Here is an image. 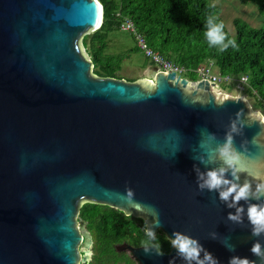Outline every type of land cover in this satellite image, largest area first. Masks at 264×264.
Returning a JSON list of instances; mask_svg holds the SVG:
<instances>
[{"label":"water","instance_id":"obj_1","mask_svg":"<svg viewBox=\"0 0 264 264\" xmlns=\"http://www.w3.org/2000/svg\"><path fill=\"white\" fill-rule=\"evenodd\" d=\"M104 16L99 0H0V264H85L86 202L141 217L144 230L154 209L168 238L185 232L221 264L258 260L250 248L264 236H252L246 216L229 221L235 209L218 193L198 189L193 166H206L193 157L205 155L208 132L222 142L239 120L234 145L248 172L264 174V113L154 64L135 82L97 76L83 38ZM144 247L115 245L138 264H185L173 247L162 255Z\"/></svg>","mask_w":264,"mask_h":264},{"label":"trees","instance_id":"obj_2","mask_svg":"<svg viewBox=\"0 0 264 264\" xmlns=\"http://www.w3.org/2000/svg\"><path fill=\"white\" fill-rule=\"evenodd\" d=\"M99 1L104 7V23L101 28L86 34L83 38V46L95 65L94 71L97 76L125 79L119 73L126 55L110 54L108 48L110 33L122 30V23L130 19L150 47L159 51L164 58L187 68L188 72L184 76L191 81L198 80L197 74L193 71L199 65L210 62L213 64L212 68L215 66L221 75H230L235 80L246 77L247 83L244 88L247 87L250 92L249 97L257 102L256 108L264 110L262 107L264 100V26L252 28L240 20H235V39L238 48L230 47L220 52L216 47H209L204 35L206 16L209 12L219 15L217 7L215 9L208 7L209 0ZM243 1L255 4L258 13L264 16V0ZM225 31L231 38L226 26ZM133 51L141 52L145 56L137 43ZM145 58L154 64L148 57L145 56ZM125 80L135 82L137 78ZM78 217L87 223L94 236L99 260H124L125 257L115 250L114 244L117 242L130 238L135 243L142 244L147 240L145 232L139 226L137 227L136 220L130 219L123 211L111 206L86 202L79 208ZM153 243L158 242L156 240Z\"/></svg>","mask_w":264,"mask_h":264},{"label":"clouds","instance_id":"obj_3","mask_svg":"<svg viewBox=\"0 0 264 264\" xmlns=\"http://www.w3.org/2000/svg\"><path fill=\"white\" fill-rule=\"evenodd\" d=\"M208 7L216 8L214 0ZM204 35L209 47H216L220 52H224L230 47L238 48L235 37L229 38L225 31L224 21L220 20L219 15L215 12H209L206 16ZM241 132L242 125L239 120L230 124L222 142H216V135L208 132L206 140L201 142V147L205 148V155L193 157L201 164H205L206 170L202 172L195 165L193 167L196 171L198 189L218 193L220 201L225 203L228 208L235 209L234 212L228 213L227 219L234 224L242 225L246 216L251 225L252 236L260 237L264 236V174H252L244 166L245 157L234 145V136L240 135ZM212 142H216L214 148L211 146ZM213 164L215 166H208ZM241 173H246L242 182ZM228 174L231 178H228ZM133 196L134 193L129 190L126 198L132 202ZM253 200L257 202H250ZM240 201H244L247 207L241 205ZM152 217V221L145 229L147 240L143 249L146 254H151L154 250L157 255H162L159 251L160 245L153 243L157 240L155 229L161 227L158 213L154 209ZM210 236L215 239L216 233L213 232ZM170 244L176 249V255L185 264H221L218 258L207 251L197 238L185 232L174 231L170 238ZM225 247L229 251L235 250L234 246L230 244H225ZM250 251L258 257V260L253 261L247 257L233 255L229 258L228 264H264V245L259 240L253 241ZM169 264H173V262L170 261Z\"/></svg>","mask_w":264,"mask_h":264},{"label":"rangeland","instance_id":"obj_4","mask_svg":"<svg viewBox=\"0 0 264 264\" xmlns=\"http://www.w3.org/2000/svg\"><path fill=\"white\" fill-rule=\"evenodd\" d=\"M209 1L210 3L213 2V0ZM214 2L218 8L219 17L224 21L231 37L236 36V29L234 27L235 20H240L252 28H261L264 26V16L258 13L257 6L249 1L214 0ZM135 45L136 41L129 31L117 30L110 33L108 53L113 55H126L122 61L121 71L119 73L122 77H125V79L138 78L142 75L144 78H147L149 74L145 56L141 52L133 51ZM213 72L218 73L215 66ZM240 87L241 86L237 82L231 86H221L223 90L219 93L232 97H248V101H250L253 106L252 108L255 109L257 102H254V100L249 97L250 92L247 90V87L245 86L244 91H241L239 89Z\"/></svg>","mask_w":264,"mask_h":264},{"label":"built area","instance_id":"obj_5","mask_svg":"<svg viewBox=\"0 0 264 264\" xmlns=\"http://www.w3.org/2000/svg\"><path fill=\"white\" fill-rule=\"evenodd\" d=\"M121 29L125 31H129L134 35L138 47L145 54L146 57H148L150 60L153 61L154 65L158 66L159 71H162L166 74L175 73L176 77L187 78L184 76V74L188 72L187 68L164 58L159 51L150 47L144 36L138 33L135 24L133 23L132 20L126 19L122 23ZM212 65L213 64L211 62L208 64H202L199 65L196 68V70L193 71L194 73L197 74L198 81L208 80L212 84H215L216 89H218L219 91L223 90L221 86L227 87V86H231L232 84H236L237 82L241 86L239 89L241 91H244V85L247 83L246 77H240L239 79L235 80V78L231 77L230 75H221L219 73L215 74L213 73ZM262 107L264 108V100L262 102ZM261 111L264 113L263 109H261Z\"/></svg>","mask_w":264,"mask_h":264},{"label":"flooded vegetation","instance_id":"obj_6","mask_svg":"<svg viewBox=\"0 0 264 264\" xmlns=\"http://www.w3.org/2000/svg\"><path fill=\"white\" fill-rule=\"evenodd\" d=\"M125 215L129 216L130 219L136 220L137 227L139 226V228L142 229L145 232V230L143 229L144 226H145V223H144V221H143V219L141 217L134 216V215H127V214H125ZM138 221L140 223H138ZM141 223H143V224H141ZM155 231H156L157 242H158V244L161 247L159 251L162 254L170 253L171 250H172V246L170 244V238H168L165 235L164 231L161 228H157ZM81 232L82 233L83 232L84 233L85 232H90L91 233V231L89 230L88 225H87V223L85 221H84L83 227H81ZM91 235H92V239H93L92 246H91V256H90L89 260L85 264H138V262L135 259L132 258V253H130V252L119 253V254H121V255H123L125 257L124 260H121V259L99 260L98 257H97L95 239H94V236H93L92 233H91ZM84 240H85V238H84ZM123 242H127V243L133 245L134 247H143V246H145V243L138 244V243H135L134 241H132L130 238H128V239H125V240H122L120 242L115 243L114 247H115L116 244L123 243ZM115 250H116V248H115ZM81 251L82 252H86L87 251V248H86L85 245L81 246ZM108 256H110V254H108Z\"/></svg>","mask_w":264,"mask_h":264},{"label":"crops","instance_id":"obj_7","mask_svg":"<svg viewBox=\"0 0 264 264\" xmlns=\"http://www.w3.org/2000/svg\"><path fill=\"white\" fill-rule=\"evenodd\" d=\"M146 63H147V67H148V73H150L151 67L153 66V64H151V62L148 59H146ZM142 78H144L143 75L141 77H138L137 80L142 79Z\"/></svg>","mask_w":264,"mask_h":264}]
</instances>
